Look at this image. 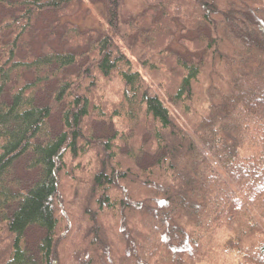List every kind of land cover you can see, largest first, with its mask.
I'll return each instance as SVG.
<instances>
[{"label":"trees","instance_id":"trees-1","mask_svg":"<svg viewBox=\"0 0 264 264\" xmlns=\"http://www.w3.org/2000/svg\"><path fill=\"white\" fill-rule=\"evenodd\" d=\"M82 3L0 0V264H264V0Z\"/></svg>","mask_w":264,"mask_h":264},{"label":"rangeland","instance_id":"rangeland-1","mask_svg":"<svg viewBox=\"0 0 264 264\" xmlns=\"http://www.w3.org/2000/svg\"><path fill=\"white\" fill-rule=\"evenodd\" d=\"M82 2H83L82 8H81V11L79 12V14L76 15L78 17L75 18V20H74V21H76L75 23H77L82 30L93 28V29H97L100 31H105V30L107 31V25H106V21L104 19L105 17H103V15H102V8L99 6L91 5L89 3V0H82ZM143 7H144V0H125V10L128 13L130 12L133 14H138L139 12H141L143 10ZM124 51L128 55V57L131 59L132 64L134 66V70L137 72H140V74L144 78L149 80L148 73L139 65V63L136 61V59L134 57H132L130 55V53L127 50H125V48H124ZM109 85L110 86L108 87V90H109V92L112 91L111 93H112L113 97L116 99L114 94H117V93H114L113 90L114 89L118 90L121 88H120L119 84L115 83V82H112V84H109ZM108 94L110 95V93H108ZM162 99L165 101L166 105L172 111V113L175 114V111L169 105L168 101L164 97H162ZM76 164H77V162L74 164V166H77ZM79 172L80 171L76 172V170H75V173L77 174V176H78ZM64 182L67 183L69 186H71V184L69 183V182H71L69 176L65 177ZM67 197L69 200H71V195H68Z\"/></svg>","mask_w":264,"mask_h":264}]
</instances>
